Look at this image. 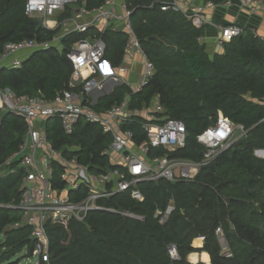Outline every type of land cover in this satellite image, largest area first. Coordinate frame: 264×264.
<instances>
[{
  "label": "trees",
  "instance_id": "1",
  "mask_svg": "<svg viewBox=\"0 0 264 264\" xmlns=\"http://www.w3.org/2000/svg\"><path fill=\"white\" fill-rule=\"evenodd\" d=\"M25 1L0 0V51L9 41H46L56 34L57 29L34 24L36 19L24 12ZM104 1L77 0L76 5L92 10ZM125 2L132 9L133 31L155 72L140 91L131 93L127 85L118 84L99 97L93 108L104 111L127 93L130 107L142 108L157 96L162 114L182 121L187 130L185 146L169 155L193 161L199 160L203 149L198 134L214 124L219 113L242 124L247 132L202 165L191 180L141 182L142 200L127 191L101 201L119 212L92 211L83 221L71 220L66 226L47 224L48 262L42 264H205L187 261V255L196 251H206L210 264H264V159L254 154L264 149V40L246 27L224 43L221 52L210 55L205 43L197 40L204 29L192 25L180 12L163 10L160 0ZM73 10L67 6L59 19L71 16ZM89 31L102 37L105 60L117 67L127 33L110 27ZM87 34L73 32L61 40V51L55 47L36 50L19 67H0V88L45 99L66 89L77 90L69 84L73 65L66 53ZM134 119L124 128L132 129L135 140L141 141L145 137L141 119ZM45 125L48 138L64 155L77 156L92 170L110 167L102 150L111 136L100 126L80 120L71 134H65L56 118H49ZM26 130L21 117L0 109V166L18 149ZM71 146L75 149L69 150ZM20 178V171L0 178V202L19 201ZM169 204L174 209L160 223L156 211H164ZM19 219L18 209L0 207V264H16L12 258L32 245L29 226L10 227ZM218 226L230 257L222 253L215 233ZM197 237L204 239L201 248L192 246ZM171 245L178 259L169 256Z\"/></svg>",
  "mask_w": 264,
  "mask_h": 264
},
{
  "label": "built area",
  "instance_id": "2",
  "mask_svg": "<svg viewBox=\"0 0 264 264\" xmlns=\"http://www.w3.org/2000/svg\"><path fill=\"white\" fill-rule=\"evenodd\" d=\"M77 0H26L24 12L38 21L42 27L54 30L56 34L46 41L24 39L18 42H6L0 51V67L16 68L33 51L57 48L64 49L61 40L73 32L88 34L70 46L66 55L73 65L69 84L77 90L66 89L57 93L53 99L15 95L9 89L0 88V109L21 117L27 130L18 149L0 166V178L21 172V194L17 203L0 202V207L18 209L19 221L10 227L29 226L32 242L30 257L32 264L48 262L47 224L66 226L71 220L83 221L92 211L119 212L101 204L122 192L142 200L138 189L141 182L191 180L200 167L213 159L218 153L227 149L233 141L246 134L242 124L233 123L228 117L219 113L216 122L204 129L197 136L203 146L197 161L170 156L169 153L183 148L186 144L187 130L178 119L162 114L164 109L158 97L142 108L130 107V93L123 100L104 111L93 108L92 93L113 80L125 84L130 92L140 91L153 76V63L143 51L131 24L130 9L125 0H105L92 10L80 6L69 17L59 19L67 6L76 4ZM163 10L180 12L197 28L211 26L216 29L214 41L217 47L239 36L246 27L253 32V26L236 21L217 23L207 16L208 9L229 10L236 8V17L242 15L246 22L250 19L264 20V0H225L214 3L210 0H160ZM122 29L128 35L122 62L113 67L105 60L106 44L101 36L90 32V28L103 31L106 28ZM259 35V34H257ZM264 40V36L259 35ZM204 35L197 38L203 41ZM139 59L141 64L140 79L131 83L125 78L128 72L127 62ZM75 81V84L74 82ZM140 118L144 139L136 141L135 133L125 124ZM49 118L59 120L65 134H71L80 120L101 127L111 136L102 155L109 159L110 167L92 170L81 163L77 156H66L56 149L48 138L44 121ZM74 150L75 147H68ZM162 150L163 153H154ZM254 154L264 159V149H256ZM15 163L14 167H8ZM98 168V166H97ZM174 209L169 204L164 211L157 210L159 222L165 223ZM134 218H142L132 212H121ZM222 253L226 257L231 252L224 238L223 230H215ZM168 254L178 259L176 247L171 245Z\"/></svg>",
  "mask_w": 264,
  "mask_h": 264
},
{
  "label": "crops",
  "instance_id": "3",
  "mask_svg": "<svg viewBox=\"0 0 264 264\" xmlns=\"http://www.w3.org/2000/svg\"><path fill=\"white\" fill-rule=\"evenodd\" d=\"M235 9L236 8H234V7H231L229 10L218 9L216 11H213V10L208 9L206 11V13H207V16L211 17L214 22L224 24V23L236 21V22L243 24V25L253 26L256 29L257 34H259V32H260L261 36H264V20L250 19L248 22H246V18L244 16L240 15V16L236 17V10ZM203 35H204V37H203L204 39L202 42L205 43L206 50L210 55H212L215 52H221L222 51V48L217 47L216 43L214 41V38L216 36V29H214L211 26H206L204 28ZM127 67H128V72H127V74H125V78L131 83L137 82L140 79V73H141V64H140L139 59H135L134 61H131V60L128 61ZM73 82L75 84V81H73ZM117 85H118V83H116L115 81L109 80L104 84V86L101 89H99L97 91L101 90V91L105 92V87H110V92H111ZM97 91L92 93V95H91L92 101H93V95L94 94L96 95ZM106 94H108V93H106ZM97 99H96V102H97ZM47 120L44 121V125L46 124ZM203 243H204L203 237H197V238L193 239L192 246L195 248H201L203 246ZM27 250L29 251L30 248ZM187 261L190 263L203 262L205 264H210V256L206 251L191 252L187 255Z\"/></svg>",
  "mask_w": 264,
  "mask_h": 264
},
{
  "label": "rangeland",
  "instance_id": "4",
  "mask_svg": "<svg viewBox=\"0 0 264 264\" xmlns=\"http://www.w3.org/2000/svg\"><path fill=\"white\" fill-rule=\"evenodd\" d=\"M71 8L77 9L79 8V6L76 4H73ZM259 35H261L260 32H259ZM27 253H28L27 248H23L21 252H19L16 256L12 258V261H15V262L18 261L16 264H32V258ZM3 264H6V263H3Z\"/></svg>",
  "mask_w": 264,
  "mask_h": 264
},
{
  "label": "water",
  "instance_id": "5",
  "mask_svg": "<svg viewBox=\"0 0 264 264\" xmlns=\"http://www.w3.org/2000/svg\"><path fill=\"white\" fill-rule=\"evenodd\" d=\"M34 24L35 25H38V21L37 20H34ZM110 92V87H105V92L104 91H97V96L94 94L93 95V103H95L96 102V99L97 98H99V97H101V96H103V95H105L106 93H109ZM10 113V112H9ZM30 251H31V247H30Z\"/></svg>",
  "mask_w": 264,
  "mask_h": 264
}]
</instances>
